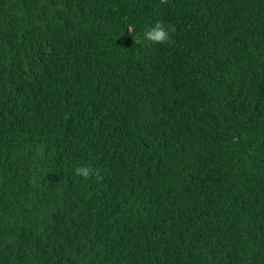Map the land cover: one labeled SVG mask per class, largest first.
I'll list each match as a JSON object with an SVG mask.
<instances>
[{
	"label": "trees",
	"instance_id": "obj_1",
	"mask_svg": "<svg viewBox=\"0 0 264 264\" xmlns=\"http://www.w3.org/2000/svg\"><path fill=\"white\" fill-rule=\"evenodd\" d=\"M0 264H264V0H0Z\"/></svg>",
	"mask_w": 264,
	"mask_h": 264
},
{
	"label": "clouds",
	"instance_id": "obj_2",
	"mask_svg": "<svg viewBox=\"0 0 264 264\" xmlns=\"http://www.w3.org/2000/svg\"><path fill=\"white\" fill-rule=\"evenodd\" d=\"M144 39L153 44H165L170 40V29H166L162 21L156 22L154 27L149 28L143 33ZM76 176L82 177L87 181L93 177L99 179V173L90 165L77 166L74 169Z\"/></svg>",
	"mask_w": 264,
	"mask_h": 264
}]
</instances>
